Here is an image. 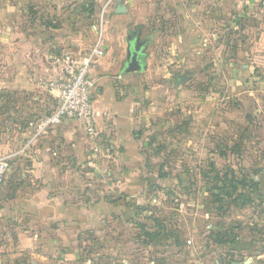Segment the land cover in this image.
I'll use <instances>...</instances> for the list:
<instances>
[{
	"label": "rangeland",
	"instance_id": "rangeland-1",
	"mask_svg": "<svg viewBox=\"0 0 264 264\" xmlns=\"http://www.w3.org/2000/svg\"><path fill=\"white\" fill-rule=\"evenodd\" d=\"M152 1L150 28L156 27L159 37L143 50L151 55L152 65L147 64L143 73L149 71L136 81L118 84L123 88L120 101L128 102L137 116L134 136L140 153L134 176L121 185V215L96 238L78 241L74 236L73 243L65 244L51 241L50 233L42 230L45 225L29 226L26 215L24 220L19 216L25 223L21 229L39 238L28 244L29 250L12 253L0 264H264V51L249 45L264 40V12L253 17L244 10L250 40L233 63L216 46L223 35L221 23L230 14L229 9L225 17L212 19L221 0H190L188 6L180 1V8L178 0ZM102 6L95 0H0V144L11 135L14 145L9 151L22 141L18 128L25 121L36 124L57 105L45 88L34 85L44 80V71L53 77L50 57L64 50L77 53L79 41L83 54L91 51L99 35L92 27L100 24ZM140 27L131 28L136 32L129 38L142 37L140 42L149 44ZM41 28L49 31L43 37L52 44L39 52L46 55L44 67H36L28 64L32 53L21 57L19 46ZM53 30L60 31L53 36ZM215 30L218 36L209 35ZM64 33L69 34L66 47L58 43ZM180 33L181 45H173L172 38ZM175 76L185 82L177 85ZM28 79L33 85L29 88ZM8 80L31 89L23 92L29 97L18 95L21 88L8 90ZM9 101L13 111L8 110ZM33 104L36 111H30ZM104 149L98 146L96 151ZM4 153L0 150V162L9 164ZM72 177L65 181L66 188L84 194L89 181ZM23 180L16 179L21 197L27 192L24 185L29 186L28 179ZM92 182L91 191L103 186ZM251 185L258 186L260 194H251L249 201L228 194ZM154 232L156 238L145 234ZM229 234L234 245H222ZM5 246L0 240V251Z\"/></svg>",
	"mask_w": 264,
	"mask_h": 264
},
{
	"label": "crops",
	"instance_id": "crops-1",
	"mask_svg": "<svg viewBox=\"0 0 264 264\" xmlns=\"http://www.w3.org/2000/svg\"><path fill=\"white\" fill-rule=\"evenodd\" d=\"M95 1L98 3L103 2L100 24L98 27H92L94 33H96V30H101L99 47L103 50V56L98 60L97 68L93 72L96 84L93 92V121L98 132L97 142L96 144L91 142L80 125L74 121L64 120L60 125L53 127V130L44 135L34 134L35 124L32 121V125L25 122L22 128H18L22 141L18 140L21 142L13 152L9 151L14 145L11 135H7V139L0 144V150L5 151L6 157L11 159L9 164H6L7 168L3 177V184L0 186V231L6 233L5 235L0 234V240L1 242L4 241L7 248L5 251H0V260L3 263L5 262V258L10 257L12 253H19L26 249L29 250L28 244H32V241L35 242L39 238L32 236L33 234L26 231L29 233V237H32L27 238L25 230L21 229L25 223L22 222L19 216L23 218L26 215V218L29 220V226L30 222H32V225L41 224V227L45 225L42 230L45 229L50 233V239L54 243H73L74 236L78 241L83 238H96L97 233L102 228L104 229L110 221L121 215L123 208L122 191H124L121 189V185L124 183L123 181L134 176L133 169L136 162L140 161L139 144L134 136L137 116L135 111H130L131 107L127 106L128 102L120 101L119 91L121 92L123 88L120 87L118 89V84L119 86H126L134 80L136 81L140 73H142L140 75H146L149 71V68H147L146 73H143L144 70L130 74H123L121 72L122 65L127 57L129 37L132 34L135 35L134 33L139 29V26H142L140 27L141 34H146V40H150V43L147 44L149 48L157 43L156 39L159 36L156 27L150 28V24L153 21L152 18L149 20L150 8L153 1ZM180 1L183 4L186 3L185 6H188L190 0H178V8H180ZM227 1L228 4L229 2L230 4L233 3V6L230 8V14L225 18V22L221 23L223 34L221 41L223 43L227 39L230 43L236 40L237 43L248 45L249 43L247 42L250 40V37H248L250 24L246 23L250 19H246L245 17L246 15L254 17L257 13L264 12V0ZM217 5L214 12L218 9ZM244 10L247 12L245 17ZM213 17L211 18L216 20L218 18L217 13H214ZM197 21V24L201 23V20L198 19ZM194 22L196 24V20ZM131 28L136 29V31H132ZM192 28L200 30L195 25ZM44 30L45 28H41L40 31L35 32L34 37L23 39L19 46L21 57L25 53H32L30 57H34L33 61L28 60V64H37L36 67H39V65L44 67L46 55L41 57L39 52L50 49L49 45L52 44L47 41L48 39L46 38L48 37H43L49 32H44ZM59 31L53 30V36ZM216 31H210L209 35L214 34V36H218L220 31L218 33ZM64 35V38H59L58 43L60 46L66 47L65 37L69 34L64 33ZM180 36L181 33L176 38L172 36L174 37L172 38L174 41L173 45L178 43L181 45L182 40L179 39ZM53 38L54 47L55 44L57 45V42L55 41L56 37ZM143 39L141 37L140 41ZM172 39L167 45L171 43ZM221 41L216 46H220ZM249 45L252 47V50L264 51V40L261 43L255 42ZM167 47L169 48V46ZM74 48L77 52L75 54L85 55L82 53L84 50L83 42L79 41ZM67 52L74 53L71 50L62 51V53ZM150 57L151 55L147 56L146 52V67L147 64L148 66L152 65L153 60H150ZM44 74V80L43 78L39 79V83L34 82V85L44 88L42 82L49 81V78H51L48 72L44 71ZM54 74L56 73H53L52 78L55 77ZM31 81V79L27 81L26 85L28 88L29 85H32ZM8 82L10 88L8 90L21 88L18 89V95H21L24 99L25 97H29L27 96L28 94L23 92L31 89L22 88L19 83L20 81L8 80ZM16 82L19 85H16ZM8 92L10 93V91ZM47 93L53 96L57 102L55 91L50 93L47 90ZM10 103L9 101L8 110L13 111L14 106L10 105ZM10 106L12 110H10ZM23 108L25 111L26 107ZM32 108L30 111H36V104H33ZM25 145L28 146L25 147ZM98 146L105 147L103 153L99 152L98 154L96 151ZM13 164L18 166L17 172H14ZM72 176L75 179L89 181L85 185L86 192L84 194L66 188V186H69L65 181ZM26 178L28 179L27 183L29 186L24 185L27 192L21 197L18 194L20 185L16 184V179H18V183H21L20 181ZM91 182L97 183V186H103L91 191L89 189ZM14 185L16 186L14 187ZM258 189L260 190L259 187ZM17 204L21 205L18 206ZM17 209H19L20 214L16 211ZM13 213H17L16 219H12Z\"/></svg>",
	"mask_w": 264,
	"mask_h": 264
},
{
	"label": "built area",
	"instance_id": "built-area-1",
	"mask_svg": "<svg viewBox=\"0 0 264 264\" xmlns=\"http://www.w3.org/2000/svg\"><path fill=\"white\" fill-rule=\"evenodd\" d=\"M96 33L99 35L94 47L84 56L67 52L50 57V65L56 74L49 81L42 82V86L50 93L56 92L57 105L49 115L35 124L37 135H44L64 120H70L83 128L91 142H97L98 132L93 121V92L96 85L93 72L103 56V50L99 47L101 30H96ZM6 168V163L1 161L0 185Z\"/></svg>",
	"mask_w": 264,
	"mask_h": 264
},
{
	"label": "trees",
	"instance_id": "trees-1",
	"mask_svg": "<svg viewBox=\"0 0 264 264\" xmlns=\"http://www.w3.org/2000/svg\"><path fill=\"white\" fill-rule=\"evenodd\" d=\"M232 6H233V3L232 4H230V2H229V4H228V1L227 0H222L221 1V3H220V5H219V7H218V9H217V11L215 12V14L217 13V16H218V18H223V17H225L224 15H225V13L230 9V8H232ZM248 21V20H247ZM244 22V21H243ZM243 26V25H242ZM225 39V38H224ZM226 41H224L223 43H222V41H221V44H220V46H221V48H220V46H219V48L218 49H220V54H223L224 55V58L225 59H227V60H229L230 62H236L237 61V58H239V56H240V54H241V52L243 53V52H245L247 49H246V45H244V44H242V43H237V41L236 40H234V42H230L229 43V41L227 40V39H225ZM53 111V110H52ZM51 111V112H52ZM50 112V113H51ZM26 122V121H25ZM12 167H13V169H14V172H17L18 171V166L16 165V164H13L12 165ZM231 179H232V177H231ZM224 180H226L225 181V183L226 182H228V180H227V176L225 175V178H224ZM230 180V179H229ZM231 181V180H230ZM3 184V183H2ZM2 184L0 185V186H2ZM254 184V186L253 187H255L257 184H255V183H253ZM16 185H14V187H15ZM231 188H233V187H231ZM238 187H235V188H233L232 189V192H230V193H228V194H230V195H232L233 193L235 194H237V196L238 197H241V198H243L244 200H251L250 198H251V194H253V193H257V194H260L259 193V189H258V186H257V188H252V185H251V188L249 187V188H243V189H241V190H239V189H237ZM230 190V189H229ZM244 197H246V199L244 198ZM146 234V236H149V237H152V238H156L157 236H158V233L157 232H154V233H145ZM231 234V233H230ZM225 235V237L226 238H224V240H225V243H222V245H226V243H231V244H233L234 245V236L233 235Z\"/></svg>",
	"mask_w": 264,
	"mask_h": 264
},
{
	"label": "water",
	"instance_id": "water-1",
	"mask_svg": "<svg viewBox=\"0 0 264 264\" xmlns=\"http://www.w3.org/2000/svg\"><path fill=\"white\" fill-rule=\"evenodd\" d=\"M146 45V42H140L138 38L130 39L128 41L127 57L122 65L121 71L123 74L142 72L146 68V58L143 51ZM174 78L177 85L185 82L183 76H175Z\"/></svg>",
	"mask_w": 264,
	"mask_h": 264
}]
</instances>
